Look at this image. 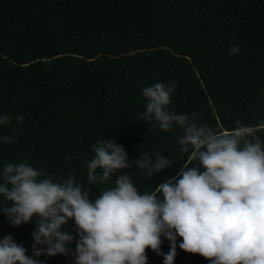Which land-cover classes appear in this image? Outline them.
<instances>
[{
    "label": "trees",
    "instance_id": "trees-1",
    "mask_svg": "<svg viewBox=\"0 0 264 264\" xmlns=\"http://www.w3.org/2000/svg\"><path fill=\"white\" fill-rule=\"evenodd\" d=\"M233 46L239 53L229 55ZM156 82H175L170 111L197 113V123L221 133L239 121L264 140V0H0V115L10 118L0 126V171L24 162L56 181H86L93 146L110 139L130 162L159 152L173 164L148 177L132 163L107 184L88 185L89 199L121 174L151 193L198 165L179 150L181 129L164 132L141 119V90ZM8 206L0 197V209ZM35 222L11 226L0 211V239L11 235L31 256ZM161 240L166 255L169 241ZM180 242L174 264H210ZM67 248L34 258L74 264L75 240ZM146 254L147 264H163V255Z\"/></svg>",
    "mask_w": 264,
    "mask_h": 264
},
{
    "label": "clouds",
    "instance_id": "clouds-1",
    "mask_svg": "<svg viewBox=\"0 0 264 264\" xmlns=\"http://www.w3.org/2000/svg\"><path fill=\"white\" fill-rule=\"evenodd\" d=\"M238 53L233 46L229 55ZM175 86L143 87L141 119L164 132L181 129L179 150L198 165L179 169L143 194L129 175L121 174L93 201L88 185L107 184L132 163L154 177L170 168L172 159L144 152L130 162L123 146L107 139L93 146L86 181L74 174L56 181L27 163H7L0 171V197L10 206L0 211L11 226L32 223L34 217L36 222L32 255L8 235L0 239V264H41L34 257L67 255L74 240V264H147L146 249L163 255V264H174L178 237L180 250L210 264H264V140L239 121L221 133L197 123V113L170 111ZM16 121L21 124L23 117ZM9 123L0 115V126ZM69 221L74 222L71 232L64 230ZM162 236L169 241L166 255L160 251Z\"/></svg>",
    "mask_w": 264,
    "mask_h": 264
}]
</instances>
